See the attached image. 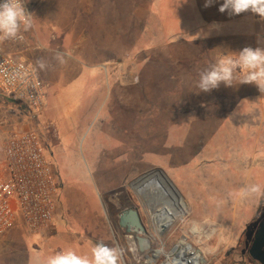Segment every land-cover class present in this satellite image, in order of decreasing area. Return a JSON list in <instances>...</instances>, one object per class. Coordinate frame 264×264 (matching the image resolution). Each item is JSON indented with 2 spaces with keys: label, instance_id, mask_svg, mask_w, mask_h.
<instances>
[{
  "label": "rangeland",
  "instance_id": "1",
  "mask_svg": "<svg viewBox=\"0 0 264 264\" xmlns=\"http://www.w3.org/2000/svg\"><path fill=\"white\" fill-rule=\"evenodd\" d=\"M135 2L144 10L142 17L139 15L136 17L128 11L129 8H134ZM60 7L53 2L43 5L41 12L45 13L44 18L39 21L33 18V26L27 31L28 36L24 32V39L20 43L29 41L39 49L42 45H50V40L46 39L48 34L52 35L51 40L54 41L53 35L62 26L61 21L53 19L60 12ZM203 10L204 0H115V4L107 3L106 28L112 33L118 32L117 36L120 35L121 39L125 32L127 35L124 47L121 46L124 50L123 56L127 57L131 50L136 49V42L141 52L138 54L135 52L141 65L139 71L127 68L128 78L117 83L108 80L104 71L103 84H97L95 79L97 73L101 72L99 70H84V76L79 74L83 78L76 79L69 70L64 69L65 61L53 62L46 52L42 50L34 52L48 65L43 70L39 69L47 90L46 108L35 120L21 113L15 116L2 113L0 117L7 122L11 130L38 133L48 160L56 168L61 193L56 203L55 221L51 228L56 232L58 240V244L53 246V252L71 248L77 254L89 255L91 247L103 241L109 246H118L123 250L122 264H134L135 258L137 264H167L180 255L182 241L201 253L202 257L206 247L218 248L205 247L199 243L197 233L200 226L195 224L198 217L190 218L186 202L170 188L174 203L165 195H158L155 199L144 195L149 201L147 203L142 198L143 195L136 190L138 188L136 181L139 178L156 171L151 161H158L159 155L166 158L174 151L169 146L179 144L182 139L188 141L191 135L192 127L187 123L182 121L181 125L174 126V118L167 108L168 95L175 94L171 91L175 87L168 84L167 75L157 77V80L151 79L153 70L155 71L151 66L153 62L157 63L160 60L168 66L165 48L171 49L170 45L188 43L198 48L199 45L202 47L206 44L203 37L208 34L204 30L201 18ZM250 14L249 12L240 14L244 17L240 24L237 23L240 33H251L254 28V33L257 32L255 39L257 46L264 47L263 21L258 16L257 20H254ZM65 23L72 25L74 22ZM85 23L86 29L90 32L96 28L94 17ZM242 40L240 36L239 41ZM221 45L230 46L231 43L221 41ZM154 46L162 48L164 53L158 55L159 53L154 52ZM20 56L23 57L22 53ZM62 58L70 60L65 54ZM167 66L163 68L169 69ZM165 70L162 72L167 73ZM87 74H90V77ZM238 86L250 90L258 89L254 84L232 86L231 89L237 92L235 95L240 98H242L240 89L235 90ZM191 89L193 92L188 94L189 102L185 104L199 105L201 108L206 106L209 111L214 105L231 108L246 104V100L233 98L225 101L223 99L226 97L220 95L221 92L219 94L218 91L201 92L196 85ZM152 95L159 97L158 100H149ZM216 95L220 100H216ZM146 97L149 98L145 100ZM151 112H156V115L151 116ZM214 119V116L207 118L206 124H213ZM247 144L249 143H245ZM237 148L239 149L238 146ZM92 159L96 163H93ZM226 159L231 162V156H227ZM260 160V157L254 159L255 169ZM218 165L223 164L218 161ZM178 169H182L184 176L190 177L188 166ZM252 183V181L246 183V192H249ZM214 192L220 196L219 191ZM246 196L242 197L243 203L248 199ZM205 198L208 200L211 197L207 194ZM163 203L169 205L166 209L174 211L172 213L174 223L169 221L172 225L166 231L157 233L151 223V217L155 214L152 209H163ZM179 205H182V208ZM132 207H137L141 211L148 230L146 237L128 234L120 225V215L125 210L133 209ZM263 222L264 198L254 223L245 228V233L242 232L243 235L241 234L242 237H239L235 247L223 252H229L231 256L228 257L237 264L253 263L249 250ZM240 223L243 225L242 215ZM206 232L208 234L210 230L206 229ZM140 237L146 240L143 246L139 243ZM204 237L202 234V239ZM90 241L93 242L92 245L89 244ZM36 242V237L19 218L15 228L0 237V252L7 255L10 260H21L25 251ZM86 245L89 247L83 249L82 247ZM161 251L163 253L159 254ZM153 255L159 256L156 261Z\"/></svg>",
  "mask_w": 264,
  "mask_h": 264
},
{
  "label": "crops",
  "instance_id": "2",
  "mask_svg": "<svg viewBox=\"0 0 264 264\" xmlns=\"http://www.w3.org/2000/svg\"><path fill=\"white\" fill-rule=\"evenodd\" d=\"M25 2L33 18H37L38 21L44 18L45 13L41 12V8L46 3L53 2L61 6L60 12L53 19L61 21L62 26L53 35L54 41L51 40L52 35L48 34L46 39L50 40V45H42L39 49L28 40L25 43L10 40L0 43V46L9 53L19 56L22 53L23 57H20L36 66L40 78H43V75L37 61L42 57L34 54L39 50L46 52L53 62L63 59L65 61L64 69L69 70L76 79L81 78L79 74L84 76V70L101 71L97 73L95 79L97 84H103L104 71L107 73V79H111L114 83L120 80L125 81L128 78L127 68L139 71L141 65L137 57L140 52L138 42L135 45L136 49L131 50V53L124 57L122 53L124 50L121 49V46L125 45L127 41L126 32L121 39L120 35L117 36L118 32L112 33L106 28V6L110 2L115 4V0H25ZM222 2L223 0H217L210 7H204L201 14L204 30L208 34L203 37L206 44L202 47L199 45L198 48L188 45V43L170 45L171 49L170 47L165 48L168 66L162 63V60L157 63L153 62L151 68H155L156 72L153 70L152 77H150L157 80L167 75L168 84L175 87L171 89L175 94L168 95L169 105L167 107L174 118L173 124L179 126L183 121L192 127L188 141L182 139L179 144H172L169 148L174 150L173 153L167 155L166 158L159 155L158 161L153 160L150 163L154 165L155 170L163 171L167 180L173 183L181 200L187 204L188 212L191 214L190 218L198 217L195 224L200 226L197 233L199 243L205 247L218 246V248H205L204 256L200 261L202 264H216V262L237 264L235 260L228 257L231 256L229 252L224 253L223 251H229L235 247L242 232L244 234L248 226L254 223L262 208L264 198V194H252L246 192L247 189H245L246 183L252 181V185H259L264 190V93L258 89L250 90V88L238 86L235 90L240 89L239 92L242 95L240 98L235 95L237 92L222 83L219 88L213 89V91H218L219 94L221 92L220 95L226 97L223 100H232V98L246 100V104L231 108L223 106L220 108L214 105L211 111L206 106L201 108L199 105L185 104V102H189L188 94L193 92L191 87L195 86L199 80L200 71L220 59L234 56L244 47H257L255 40L257 32L254 33V28L251 33H240L238 24L243 21L244 17L230 16L227 12H219L218 9ZM128 11L135 14L136 17H142L144 14L141 5L136 2L134 8H129ZM251 16L257 20V15L251 13ZM91 17L96 20V28L90 32L86 29L87 23L85 22L90 21ZM65 21L74 23L67 25ZM70 27L72 28L70 29ZM25 34L28 33L25 32ZM240 36L243 38L242 41H239ZM221 41H226L231 45H221ZM158 44L156 43V45ZM158 46H154L153 49L160 55L164 52ZM57 53L62 56L67 55L70 60L62 57L58 59ZM207 54L209 55L207 56ZM166 66L169 68L166 69L168 72L163 73L162 70H165L163 67ZM79 70H81L80 73ZM87 75L90 77V74ZM148 98L146 97L145 100ZM158 98L152 95L149 100L157 101ZM139 100L142 102L141 97ZM216 100H220L217 95ZM5 103H7L5 100L1 102L0 108H3ZM5 107L7 108V106ZM0 114H2L1 111ZM150 115L154 116L156 112H151ZM211 116L215 117L214 123L206 124V119ZM188 130L190 129L188 128ZM205 133L206 135H204ZM245 143L249 144L245 145ZM227 156H231V162L226 159ZM256 157H260L261 162L255 169L256 164L253 161ZM92 160L93 163H96L94 159ZM218 161L224 166L218 165ZM185 166H188L190 177L184 176L182 169H178V167ZM159 177L163 182L164 178L161 175ZM168 188L170 187L168 186ZM214 190L219 191L220 196ZM207 194L211 197L208 200L205 198ZM244 196L248 199L243 203L242 197ZM179 207L182 208V205ZM241 215L243 225L240 223ZM51 228L33 234L37 242L25 251L21 260H10L7 255L0 252V264H44L49 256L61 251L53 252V246L58 244V240L55 236L56 232ZM206 229L210 230L208 234ZM202 234L205 236L204 239H202ZM92 243L90 241L89 244L92 245ZM86 247L89 246L86 245L82 248L87 249ZM90 254L91 251H89ZM158 257L153 255L155 261ZM134 264H137L136 258ZM249 264L256 263L253 261Z\"/></svg>",
  "mask_w": 264,
  "mask_h": 264
},
{
  "label": "built area",
  "instance_id": "3",
  "mask_svg": "<svg viewBox=\"0 0 264 264\" xmlns=\"http://www.w3.org/2000/svg\"><path fill=\"white\" fill-rule=\"evenodd\" d=\"M4 100L1 113L35 120L47 106V90L33 63L0 46V103ZM57 175L38 133L11 130L0 117V237L13 230L19 218L32 234L53 226L61 193Z\"/></svg>",
  "mask_w": 264,
  "mask_h": 264
},
{
  "label": "clouds",
  "instance_id": "4",
  "mask_svg": "<svg viewBox=\"0 0 264 264\" xmlns=\"http://www.w3.org/2000/svg\"><path fill=\"white\" fill-rule=\"evenodd\" d=\"M217 0H205L204 7H210ZM219 12H227L230 16L242 13H252L264 21V0H223ZM33 26V16L23 3V0H2L0 2V43L13 40L23 41V32ZM260 41L258 40V43ZM62 54L57 53V58ZM63 63V59H60ZM40 69L48 65L46 61H37ZM240 74L239 76L237 74ZM232 87L238 84H254L264 93V47H244L234 56L218 60L199 72L196 87L201 92H210L221 84ZM252 194H264L259 185H252ZM123 250L118 246H109L103 241L95 243L91 254L80 255L71 248L49 256L44 264H122Z\"/></svg>",
  "mask_w": 264,
  "mask_h": 264
},
{
  "label": "water",
  "instance_id": "5",
  "mask_svg": "<svg viewBox=\"0 0 264 264\" xmlns=\"http://www.w3.org/2000/svg\"><path fill=\"white\" fill-rule=\"evenodd\" d=\"M159 175H161L169 184L170 189L177 193L173 183L171 181L167 180V177L165 176L164 172L161 170H156L155 172H150L142 176L136 181V185H138V189L140 191V194L145 196H155L158 195L162 196L164 194H169L167 190L165 189V186L163 182L160 180ZM169 205L167 203H163V209L156 210V218L158 220V223L160 227H162L163 231H166L168 227L164 225V222L174 223V216L172 213H174L173 210L166 209ZM156 208H154L155 211ZM171 224V225H172ZM120 225L123 229L126 230L128 234H147V229L144 226L142 222V217L137 209H129L124 211L120 215ZM144 239L139 238L140 244L142 245V241ZM249 255L252 258L253 261H255L258 264H264V223H262L255 235L253 244L249 250ZM203 261V260H202Z\"/></svg>",
  "mask_w": 264,
  "mask_h": 264
},
{
  "label": "bare ground",
  "instance_id": "6",
  "mask_svg": "<svg viewBox=\"0 0 264 264\" xmlns=\"http://www.w3.org/2000/svg\"><path fill=\"white\" fill-rule=\"evenodd\" d=\"M164 225L166 227L171 226L170 223L166 221L164 222ZM142 243H144V241ZM181 246H182V251L180 252V255L178 253L179 256L174 261L172 260L173 262H170L169 264H200L202 258L201 253L197 252L194 248L186 244V242L184 241L181 242ZM161 253H163V251H161L159 254Z\"/></svg>",
  "mask_w": 264,
  "mask_h": 264
},
{
  "label": "flooded vegetation",
  "instance_id": "7",
  "mask_svg": "<svg viewBox=\"0 0 264 264\" xmlns=\"http://www.w3.org/2000/svg\"><path fill=\"white\" fill-rule=\"evenodd\" d=\"M163 184H164V186H165V189H166L167 192L169 193V194H164V195L167 196V197H169V198H171L172 202L174 203L175 200H174L172 194H171L170 191H169V188H168L169 184H168V182H167L165 179H164ZM136 190L140 193V191H139L138 188H137ZM141 196H142V194H141ZM151 197H152V199H155V196L152 195ZM142 198L145 199V201H146L147 203L149 202V201L146 200V197H144V195L142 196ZM151 206H154V205L151 204ZM132 208H133V209H137V210H139V212H140V214H141V211H140L139 208H137V207H132ZM156 210H157V209H155V211H154V209H153V212H154L155 214L152 215V217H151V223H152V225L155 227V230H156L157 233H162V232H163L162 227H160V225L158 226L159 223H158V220H157V218H156ZM141 217H142V214H141ZM142 222H143L144 226H145L146 229H147V226H146V224H145V222H144L143 217H142ZM263 223H264V222H263ZM168 228H169V227H168ZM147 234H148V230H147ZM147 234H142V235L146 237Z\"/></svg>",
  "mask_w": 264,
  "mask_h": 264
}]
</instances>
